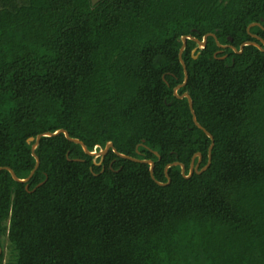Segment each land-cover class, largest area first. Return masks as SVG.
<instances>
[{
    "label": "trees",
    "instance_id": "1",
    "mask_svg": "<svg viewBox=\"0 0 264 264\" xmlns=\"http://www.w3.org/2000/svg\"><path fill=\"white\" fill-rule=\"evenodd\" d=\"M251 23L264 40V0H0V167L27 178V140L64 129L155 179L42 138L28 189L0 171V264H264V52L187 40L177 93L211 163L156 183L208 161L173 94L181 37L239 50Z\"/></svg>",
    "mask_w": 264,
    "mask_h": 264
},
{
    "label": "water",
    "instance_id": "2",
    "mask_svg": "<svg viewBox=\"0 0 264 264\" xmlns=\"http://www.w3.org/2000/svg\"><path fill=\"white\" fill-rule=\"evenodd\" d=\"M253 27H261V26L258 23H251L247 27V32H248L249 36L252 39L258 40L259 43L255 42V41H246V42H243L240 45L239 50H237L236 48H234L233 46H230V45H221V44H219L218 41H217V38L215 37V35L214 34H211V33L204 35L203 38H202V40H197L196 38L192 37L191 35H187V36H182L181 37L180 41H181V44L182 45H181V48L179 49V52H178V59H179V62L181 64V66H182V69H183L184 79H183L182 84L176 86L173 89V94L178 99H186L187 100L188 107H189V110H190V113H191V117H192V121H193L194 125L197 128H199L201 131L204 132V134L210 139L211 143L209 145L208 152H207L208 161H207V164L203 168L199 169V164L201 162V154L200 153H196V154L193 155V157L191 159V162H190L188 174L185 173V167H184V165L182 163L174 162L172 164H168L165 167V169H164V173H165V177L167 179V183H160V182H157L156 181V183L159 186H166V185H168L170 183V178L168 176V169L171 168V167H180V169H181V175L183 176V178L184 179H189V178H191V176L194 173L197 174V175H200L201 173H203L204 171H206L207 168L210 166V163H211V151H212V148L214 146L213 137H212V135L209 132H207L197 122V119H196V116H195V112H194L193 106H192V100H191L189 94L188 93H183L181 95H178V93H177L180 88H182V87H184L186 85L187 80H188V73H187L186 65H185L184 61L182 60V54H183V52L185 50L187 40L193 41L196 44V47L191 52V54H192V56H193L194 59H196L197 56H198V54H199V52L205 48L208 37H213L215 39V41H216V45L221 50L226 49V48H229L234 53L241 54L243 52L244 47L252 46V47L257 48L259 51L264 52V40H262L261 38L257 37L256 35L250 34V32H249V30L251 28H253ZM262 29H264V28H262ZM228 40L231 41V38H229ZM220 52L221 51L217 52L215 54V56L217 54H219ZM195 53H196V55H195ZM219 59L220 60H223V59H225V57H221ZM59 135H63L69 142L74 143L76 145H79L82 148L83 152L86 155L92 157L94 161L96 159H99L100 161H99V163H97V165H100L101 164V161H103V159L107 155L108 151L111 150L120 159H124V160L132 161V162H135V163H141V164L148 165L149 166V174H150V177H151V179L155 180L154 179V176H153V172H154V162L153 161H151V160H138L136 158H133V157H130V156H126L124 154H121V153H119L113 147V144L111 142H107L106 145H105V147L103 149L96 150V148H98V147H95V149L93 151H89L83 142H81L78 139L71 138L70 135L68 134V132L66 130H64V129H58V130H56L54 132H45V133H42V134H38L35 138H32L31 137V138H29L27 140V144H30L31 145V155L35 159V165H34L32 171L30 172V174H29V176L27 178H25V179H19L15 175V173L13 172V170L10 169V168H8V167H0V171H7L15 182L21 183V184H25L26 185L25 188L28 189L27 183L31 179V177L33 176L34 172L37 170V168L39 166V162H40L39 161V158L35 154V150L38 147V145L40 143V140L42 138L57 137ZM196 159H197V161L195 162ZM41 184H43V183H41Z\"/></svg>",
    "mask_w": 264,
    "mask_h": 264
},
{
    "label": "rangeland",
    "instance_id": "3",
    "mask_svg": "<svg viewBox=\"0 0 264 264\" xmlns=\"http://www.w3.org/2000/svg\"><path fill=\"white\" fill-rule=\"evenodd\" d=\"M93 1H96V0H93ZM4 107H6V106L5 105L0 106V112L2 111L1 109H3ZM4 247H5V254H6L7 253V249H6V243L5 242H4Z\"/></svg>",
    "mask_w": 264,
    "mask_h": 264
},
{
    "label": "flooded vegetation",
    "instance_id": "4",
    "mask_svg": "<svg viewBox=\"0 0 264 264\" xmlns=\"http://www.w3.org/2000/svg\"><path fill=\"white\" fill-rule=\"evenodd\" d=\"M262 40H263V39H262ZM255 42L259 43L258 40H255ZM4 249H5V247H4V243H3V251H5ZM1 252H2V248H1V246H0V253H1Z\"/></svg>",
    "mask_w": 264,
    "mask_h": 264
}]
</instances>
